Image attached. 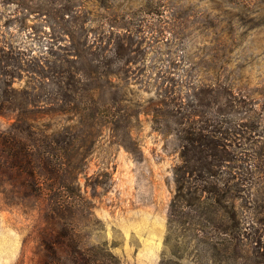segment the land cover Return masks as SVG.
I'll return each instance as SVG.
<instances>
[{"label": "trees", "instance_id": "obj_1", "mask_svg": "<svg viewBox=\"0 0 264 264\" xmlns=\"http://www.w3.org/2000/svg\"><path fill=\"white\" fill-rule=\"evenodd\" d=\"M30 1L36 0H7L22 12H38L48 28L36 46L0 34V117L14 115L0 143L22 164L36 193L47 196L48 218L77 213V196H83L67 170L76 178L107 134L143 157L133 128L147 114L180 146L168 238L180 225L214 264H264V227L248 224L264 154L255 143L262 134L254 101L222 73L198 81L185 73L129 74L142 52L137 32L128 34L112 19L98 22L82 3L38 0L31 10ZM44 242L49 251L69 244L70 264H122L105 245L83 246L72 219ZM248 245L250 251H241ZM188 258L165 251L159 264Z\"/></svg>", "mask_w": 264, "mask_h": 264}, {"label": "rangeland", "instance_id": "obj_2", "mask_svg": "<svg viewBox=\"0 0 264 264\" xmlns=\"http://www.w3.org/2000/svg\"><path fill=\"white\" fill-rule=\"evenodd\" d=\"M37 1L29 2L31 10ZM67 1L71 7L82 3L100 23L112 19L128 34H139L142 52L129 74L185 73L197 81L218 73L231 77L254 101L262 134L255 143L264 149V0ZM37 13L22 12L19 3L0 0V34L36 46L41 29L47 27ZM13 120L12 114L0 117V135ZM133 135L142 158L113 143L107 134L76 178L67 170V179L75 180L83 197L77 196V213L62 220L48 218L47 196L36 193L22 164L0 143V264H70L69 244L57 243L56 251H49L44 242L68 219L83 246L105 245L122 264H159L165 251L189 257L179 264H199L197 260L214 264L184 227L177 226L168 238L176 191L173 170L180 162L178 140L155 129L147 114L134 126ZM259 159L257 207L248 209L252 229L264 227V154ZM39 180L44 186V177ZM249 246L241 251H250Z\"/></svg>", "mask_w": 264, "mask_h": 264}]
</instances>
